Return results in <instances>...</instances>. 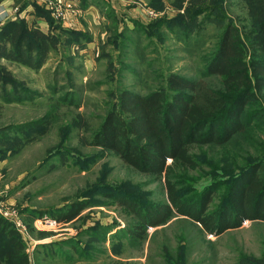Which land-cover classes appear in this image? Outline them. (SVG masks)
I'll return each instance as SVG.
<instances>
[{"label": "rangeland", "instance_id": "374dc122", "mask_svg": "<svg viewBox=\"0 0 264 264\" xmlns=\"http://www.w3.org/2000/svg\"><path fill=\"white\" fill-rule=\"evenodd\" d=\"M91 1L34 0L35 17L15 38H0L1 244L16 229L31 264H264V220L221 233L176 210L157 222L170 204L165 176L93 141L120 89L146 95L177 74L226 94L225 77L209 66L227 29L246 62L259 57L264 0ZM31 39L41 59L18 49ZM241 118L246 131L225 144H194L197 164L171 168L189 205L221 180L206 213L221 209L226 181L264 157V88L251 91Z\"/></svg>", "mask_w": 264, "mask_h": 264}, {"label": "trees", "instance_id": "16d2710c", "mask_svg": "<svg viewBox=\"0 0 264 264\" xmlns=\"http://www.w3.org/2000/svg\"><path fill=\"white\" fill-rule=\"evenodd\" d=\"M81 2L83 7L93 5L91 0ZM215 3L213 5H217ZM41 11L38 8L37 13L49 18ZM49 19L50 26L54 27L56 22L51 17ZM25 21L15 16L2 22L4 25L0 23V38L13 35L15 38ZM261 31L254 36L259 57L255 56L249 62L245 61L236 33L227 29L223 35L208 71L225 77L226 94L210 87L204 80L170 74L166 86L146 95L120 89L117 105L110 106L95 132L93 141L96 146L115 151L125 163L141 172L165 176L170 204L159 209L158 214L166 216L157 218V222L176 210L198 221L206 231L221 233L241 226L247 219L264 220V157L226 181L227 200L221 209L207 213L215 187L225 182L216 180L197 205H189L170 176L173 166L197 164L191 152L194 144H225L250 126L241 114L251 98V91L264 88V21ZM40 34L45 33L40 31ZM28 41L24 48L19 45L18 49H24L28 57L36 53L41 59L44 56L41 51L32 49L35 40ZM78 43L80 41H75V45ZM169 160L172 165L168 164ZM0 264H31L25 244L14 228L8 232L7 242L4 245L0 242Z\"/></svg>", "mask_w": 264, "mask_h": 264}, {"label": "crops", "instance_id": "0c3cea01", "mask_svg": "<svg viewBox=\"0 0 264 264\" xmlns=\"http://www.w3.org/2000/svg\"><path fill=\"white\" fill-rule=\"evenodd\" d=\"M0 6L7 9L8 17H12L13 14L20 18H27L31 15L35 17L34 0H0Z\"/></svg>", "mask_w": 264, "mask_h": 264}, {"label": "built area", "instance_id": "2783aa9c", "mask_svg": "<svg viewBox=\"0 0 264 264\" xmlns=\"http://www.w3.org/2000/svg\"><path fill=\"white\" fill-rule=\"evenodd\" d=\"M8 12L6 8H3V6H0V21L5 20L8 17ZM55 15L58 17H66L67 13H65V8L62 5H56L55 6ZM57 224V220H51L47 219L45 220V225L48 226H53Z\"/></svg>", "mask_w": 264, "mask_h": 264}]
</instances>
